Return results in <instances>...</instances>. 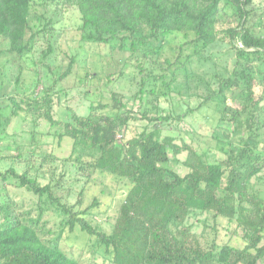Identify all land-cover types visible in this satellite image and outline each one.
Masks as SVG:
<instances>
[{
	"label": "rangeland",
	"instance_id": "1",
	"mask_svg": "<svg viewBox=\"0 0 264 264\" xmlns=\"http://www.w3.org/2000/svg\"><path fill=\"white\" fill-rule=\"evenodd\" d=\"M251 1L248 26L264 35V0ZM221 8L218 38L209 46L196 41L194 33L181 31L148 40L132 52L129 40L89 41L86 36L93 30L82 26L72 0H33L26 38L31 33L36 36L30 48L21 56L7 54L8 41L0 37V51L4 52L0 54V171L13 168L20 174L33 167L31 175L41 186L59 185L54 193L62 203L74 205L76 211L90 207L85 215L88 221L99 231L110 233L128 181L99 171L90 179L82 176L68 160L73 153L72 140L58 137L73 117L93 114L106 122L126 118L116 135L122 142L157 130L161 138L172 137L174 144L193 148L208 165L224 164L230 149L251 144L263 160L248 192L264 200V58L242 60L238 67L250 71L255 80L253 97L259 101L258 127L241 138L232 132L228 119L241 108L242 101L235 98L243 92H224V103L216 98L220 81L232 80L236 69L235 51L225 34V29L238 21L235 5L223 0ZM49 48L50 54L43 58ZM70 63L68 76L60 79ZM45 97L51 100L56 125H50L43 110L28 112L35 101L42 102ZM13 101L19 109L13 107ZM14 109L17 113L13 115ZM186 156V151L177 156L170 153L164 166L183 177L189 172L183 164ZM3 199L12 205L11 216L36 219L41 212L44 240L50 239V232L56 237L62 231L63 217L56 206L20 188L12 177L6 181L0 178V207ZM94 201L97 204L91 206ZM7 211L0 208V224ZM184 225L205 248L214 243L217 248L244 249L249 244L234 220L214 219L211 213L190 211ZM59 247L81 264H111L98 240L78 227L64 230Z\"/></svg>",
	"mask_w": 264,
	"mask_h": 264
},
{
	"label": "trees",
	"instance_id": "2",
	"mask_svg": "<svg viewBox=\"0 0 264 264\" xmlns=\"http://www.w3.org/2000/svg\"><path fill=\"white\" fill-rule=\"evenodd\" d=\"M238 21L225 29L226 37L235 51L233 79H222L218 93L220 102L226 101V91L240 89L243 94L235 99L242 101L229 122L232 132L243 136L258 127V100L253 97L255 80L247 69L239 70L242 60L264 58V35L256 34L248 26L251 0H232ZM223 0H72L79 9L82 26L93 30L86 38L97 43L110 40H129L132 52L148 40H158L172 32H192L195 40L204 46L217 41V25L222 17ZM33 0H0V37L8 41L5 51L10 55H23L30 48L26 38L28 17ZM126 34L118 37V34ZM4 52L0 51V54ZM50 48L43 54L47 58ZM147 53L144 54L146 57ZM71 63L60 79L68 76ZM241 82V83H240ZM221 96V97H220ZM243 96V97H241ZM12 99V98H11ZM13 107L20 106L13 101ZM31 106H29L30 108ZM12 114H16V110ZM43 115L56 125L51 115V100L35 101L28 112ZM162 120V119H161ZM126 118L106 122L105 118L89 114L73 117L65 124L61 139L69 137L73 153L68 160L81 175L90 179L95 171L126 180L129 188L118 208V214L110 233L99 231L86 218L88 209L76 211L74 205L62 203L54 190L59 185L41 186L31 175L33 167L18 174L13 168L0 171L6 181L12 177L20 188L56 206L63 217V229L56 237L44 240L39 225L42 213L36 219L10 215V205L2 201L0 208L8 209L0 224V264H81L59 247L65 229L78 227L110 255L111 264H257L264 262V200L248 192L250 180L262 168V158L254 153V147L243 143L238 149H230L224 164L208 165L188 145L174 144V138H161L157 130L142 132L126 142L116 139L119 127ZM103 133V134H101ZM186 151L184 166L189 172L181 177L164 166L169 154L177 156ZM44 162V161H43ZM233 164L238 165L234 167ZM83 192V191H82ZM81 192V194H82ZM97 204L96 201L93 205ZM198 210L235 221L244 231L249 244L244 249L229 245L209 248L201 245L199 237L185 226L190 211ZM28 216V215H26ZM254 250V252H251ZM95 255L96 253L93 252Z\"/></svg>",
	"mask_w": 264,
	"mask_h": 264
}]
</instances>
